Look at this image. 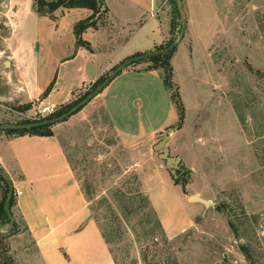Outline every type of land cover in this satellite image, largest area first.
Here are the masks:
<instances>
[{
	"label": "rangeland",
	"instance_id": "1",
	"mask_svg": "<svg viewBox=\"0 0 264 264\" xmlns=\"http://www.w3.org/2000/svg\"><path fill=\"white\" fill-rule=\"evenodd\" d=\"M20 1L24 4L18 17L20 10L14 0H0L2 125L47 117L91 88L90 83L83 84L66 104L43 103L39 98L27 112L18 111L28 103L10 99L7 76L11 65L6 62H11L18 37L24 42L34 37L45 41L49 32L40 17L27 12L29 0ZM162 1L161 16L171 26V32L166 31V45L179 39L184 14L177 0ZM183 2L188 18H198L202 37L186 38L187 29L173 56L172 81L185 108L182 122L172 93L163 83L162 71L138 73L121 81L123 73L101 93L104 97L118 88L122 91V107L112 108L111 115H106L94 101L98 95L81 111L54 125L53 130L64 146L93 217L103 223L101 228L108 234V246L117 264H264V0ZM98 16L105 15L100 12L94 19ZM206 36L211 38L208 45ZM149 66L141 61L125 70ZM121 83L125 86L119 88ZM5 97L9 101H4ZM169 125L174 126L162 130ZM153 130L170 134L166 144L170 156L182 158L176 173L167 174L186 198L196 195L215 205L206 210L199 203L194 227L175 238L154 230L156 212L140 202L142 198L149 201L142 181L144 162L152 160L156 168H166L159 157L160 149L148 150L158 140L139 147L124 144ZM0 135L8 136L3 131ZM132 196H137L139 208L134 213H130L133 207L128 202ZM17 222L12 235L0 238V264H6L9 256L14 264H41L18 213ZM241 245L249 248L250 258Z\"/></svg>",
	"mask_w": 264,
	"mask_h": 264
},
{
	"label": "crops",
	"instance_id": "2",
	"mask_svg": "<svg viewBox=\"0 0 264 264\" xmlns=\"http://www.w3.org/2000/svg\"><path fill=\"white\" fill-rule=\"evenodd\" d=\"M14 1L20 10L19 17L24 3ZM102 1L105 16L94 19L96 26L82 35L88 45L78 48L74 27L89 18L93 14L91 10L61 8L54 13V18L39 16L33 0H29L27 12L40 17L49 32L45 41L34 37L24 42L16 37V46L11 51V74L7 76V85L12 91L10 99H24L22 103L29 104L41 98L43 103L66 104L72 92L83 84L111 74L116 66L138 54L156 51L168 39L166 31L171 32V26L161 16L162 0ZM197 19L192 16L191 20L189 15L186 38L202 37ZM205 38L208 45L211 38ZM149 72L157 70H124L121 81ZM51 84V92L44 96ZM121 93L117 88L107 96L100 94L94 101L103 107L106 115H111L112 108L123 106ZM3 99L9 101L7 97ZM160 132L153 130L139 136L141 139L124 144L147 146ZM155 146L148 150H155ZM144 163L146 172L142 181L165 233L175 238L187 232L195 225L199 203L186 198L168 176V172L172 174L170 170L156 168L152 160ZM0 167L12 181L15 210L24 221L41 264H116L56 133L51 137L0 135Z\"/></svg>",
	"mask_w": 264,
	"mask_h": 264
},
{
	"label": "trees",
	"instance_id": "3",
	"mask_svg": "<svg viewBox=\"0 0 264 264\" xmlns=\"http://www.w3.org/2000/svg\"><path fill=\"white\" fill-rule=\"evenodd\" d=\"M33 3H34L33 4L34 10L39 16H49L52 18H54V13L61 8H67V9L82 8V9L91 10L93 12L92 16H90L87 19L79 21L74 27V32L76 35V46L78 48L88 45L83 40L82 35L87 29L96 26V21L94 20L95 15H97L100 12L104 13L106 11L103 9V1L102 0H33ZM103 10H104V12H102ZM173 43H174V41L172 40L169 43H167L166 45H162V46L158 47L156 51L167 48L170 45H172ZM176 50H177V48L174 49V51H172L166 55L151 57V58L143 60V61L150 63V66L146 70L162 71V76H163L162 78H163L164 85L172 93V99H173V102H174V104L177 108V111H178L179 122H182L184 117H185V115H184L185 114V108H184V105L180 99L178 88H176V86L174 85V83L172 81L173 66H172L171 61H172V58H173ZM138 55H141V54H138ZM137 63H141V61L137 62ZM117 67L118 66H116L113 71H115L117 69ZM108 77H109V74L101 76L96 82L90 83L91 88L89 90H87L85 93H83L79 98H77L76 100H73L72 102L68 103L67 105L59 108L58 110L49 114L47 117L42 118L40 120H28L27 119V120L19 122L18 124H30V123H36V122H43V121H47V120L57 118V117L65 114V113H67L72 108H74L77 104H79L82 100H84L87 96H89L94 90H96ZM52 87H53V84H51L47 88L46 92L44 93V96L48 95L51 92ZM31 108H32V103H29V104L20 106L18 108V111L27 112ZM0 125H2V124H0ZM5 125H9V123H7ZM53 126L54 125H46V126H41V127L29 129V130H8V131H3V132L6 133L8 136L34 135V136L51 137V136L55 135L54 130H53ZM1 169L3 170V168H1ZM6 175L10 179V177L7 173H6ZM134 179H135V181H137L138 177L135 175ZM10 181H11V179H10ZM11 183H12V181H11ZM9 190H10V187H9L8 182L0 174V230L2 227L10 225V218L7 214L6 207H5L6 199H7L8 194H9ZM137 191H139V189H137ZM139 197H142V195H140ZM106 201L107 200H104L102 202H106ZM128 202H130V205L133 207V208H131L130 213H131V211H132V213H134L139 209L136 205L137 196L130 197L128 199ZM140 202H144V205L147 208L149 206H151L150 202L147 199L143 200V198H142ZM15 206H16V195H15V190H14V194H13V197L11 200V211H12V215L14 218V227H13L14 230L10 234H5V233L0 234L1 239H6L10 235H12L15 232V229L18 227L17 213L15 211ZM154 215H155V213H154ZM95 220H96L100 230L102 229L101 230L102 235H103L106 243L108 244L109 243L108 242L109 239L107 238L108 234H105V232L103 231V228H101L103 223L101 224V220H99V218H97V217ZM230 225H232V228L234 227V230H235L234 224L231 223ZM154 230H160V231L164 232L162 224L158 218H156ZM235 231H237V230H235ZM241 248H242L243 252L245 253L246 257L250 258L249 248L245 245H241ZM0 249H1V246H0ZM7 250H4V252L8 253ZM110 251H111V249H110ZM111 253H112V251H111ZM5 260H6L5 261L6 264H14V259L10 256L6 257ZM114 260L117 264L115 257H114ZM169 264H179V263H177L176 261H173Z\"/></svg>",
	"mask_w": 264,
	"mask_h": 264
},
{
	"label": "water",
	"instance_id": "4",
	"mask_svg": "<svg viewBox=\"0 0 264 264\" xmlns=\"http://www.w3.org/2000/svg\"><path fill=\"white\" fill-rule=\"evenodd\" d=\"M182 11L184 14V25L181 31V35L179 37V39L177 41H175L172 45H170L167 48H164L162 50H158V51H153V52H149V53H145V54H141L138 56H134L128 60H126L125 62H123L121 65H119L117 67V69L115 71H113L109 77L96 89L94 90L89 96H87L84 100H82L79 104H77L74 108H72L70 111H68L67 113L51 119V120H47V121H43V122H36V123H30V124H10V125H0V131H8V130H29V129H33V128H37V127H41V126H46V125H56L59 124L61 122H64L65 120H67L68 118H70L71 116H73L74 114H76L77 112H79L81 109H83L85 106H87L93 99H95L98 95H100L105 88H107L112 82L113 80L119 76L126 68H128L129 66L149 59L151 57H156V56H163L166 55L172 51H174V49H176L180 43L183 41L186 31H187V27H188V16L186 14L185 11V7H184V2L183 0H177ZM10 62H6V65H9ZM158 140V143L155 146V149H160V151L162 152L160 154V157L166 162V168L168 170H170L172 172V174L176 173V170H178L180 168V166L182 165V158L180 157H176L173 158L170 156V149H168L166 147V144L169 142L170 140V134L162 132L160 134H158L155 137ZM0 174L3 176V178L8 182L10 190H9V194L8 197L6 199V211L7 214L10 218V225L7 231H2L0 230V234H8L11 232V230L14 227V218L12 215V211H11V200L14 194V188L13 185L10 181V179L8 178V176L6 175V173L0 168ZM189 201L192 203H200L203 204L207 209L209 208H213L215 205L213 202L208 201L200 196H190L189 197Z\"/></svg>",
	"mask_w": 264,
	"mask_h": 264
},
{
	"label": "built area",
	"instance_id": "5",
	"mask_svg": "<svg viewBox=\"0 0 264 264\" xmlns=\"http://www.w3.org/2000/svg\"><path fill=\"white\" fill-rule=\"evenodd\" d=\"M44 111H47V110H44ZM53 113V112H52ZM42 118H45V117H40V118H38V119H35V120H40V119H42Z\"/></svg>",
	"mask_w": 264,
	"mask_h": 264
},
{
	"label": "flooded vegetation",
	"instance_id": "6",
	"mask_svg": "<svg viewBox=\"0 0 264 264\" xmlns=\"http://www.w3.org/2000/svg\"><path fill=\"white\" fill-rule=\"evenodd\" d=\"M166 163V162H165Z\"/></svg>",
	"mask_w": 264,
	"mask_h": 264
}]
</instances>
